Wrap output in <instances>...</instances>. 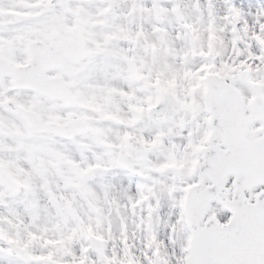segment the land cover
<instances>
[{
  "label": "snow or ice",
  "instance_id": "1",
  "mask_svg": "<svg viewBox=\"0 0 264 264\" xmlns=\"http://www.w3.org/2000/svg\"><path fill=\"white\" fill-rule=\"evenodd\" d=\"M0 264H264V0H0Z\"/></svg>",
  "mask_w": 264,
  "mask_h": 264
}]
</instances>
